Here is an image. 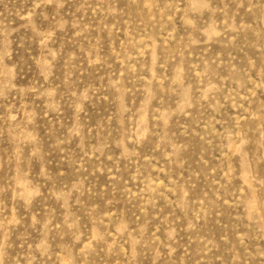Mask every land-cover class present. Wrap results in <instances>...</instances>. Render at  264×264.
Instances as JSON below:
<instances>
[{"label":"rangeland","instance_id":"1","mask_svg":"<svg viewBox=\"0 0 264 264\" xmlns=\"http://www.w3.org/2000/svg\"><path fill=\"white\" fill-rule=\"evenodd\" d=\"M0 264H264V0H0Z\"/></svg>","mask_w":264,"mask_h":264}]
</instances>
